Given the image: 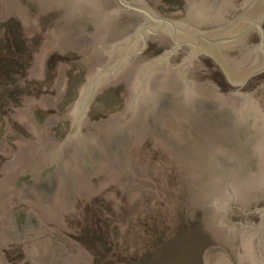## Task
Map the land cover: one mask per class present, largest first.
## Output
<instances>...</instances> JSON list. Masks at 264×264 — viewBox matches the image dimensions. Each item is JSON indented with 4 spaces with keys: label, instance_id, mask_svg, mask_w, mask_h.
<instances>
[{
    "label": "water",
    "instance_id": "1",
    "mask_svg": "<svg viewBox=\"0 0 264 264\" xmlns=\"http://www.w3.org/2000/svg\"><path fill=\"white\" fill-rule=\"evenodd\" d=\"M186 15L171 19L144 0H40L44 12L66 7L61 29L35 54L29 76L38 80L51 54L82 49L91 37L100 45L97 63L86 73L78 97L59 115H37L36 104L57 105L63 98L68 66L55 73L56 96L28 98L22 120L38 141L25 143L0 166V187L16 191L0 219V256L21 233L11 214L16 203L35 205L48 225V235L32 243L17 264H95L85 247H69L50 236L51 226L69 231L63 217L78 198L95 195L118 177L117 151L133 149L153 122L161 124L160 146L176 155L168 124L181 121L192 131L201 174L213 188L203 194L199 214L204 230L229 246L237 264H264V81L239 92L264 71V0H186ZM159 4L160 0H156ZM26 13L20 0H1L0 19ZM256 29L250 48L234 42ZM164 32L174 45L154 58H142L149 34ZM247 44V43H246ZM219 63L237 89L223 93L212 82H192L188 67L199 56ZM255 55V56H254ZM252 61V62H251ZM124 82L125 106L107 118L91 121V100L109 86ZM261 216V217H260ZM204 264H233L224 248L203 253Z\"/></svg>",
    "mask_w": 264,
    "mask_h": 264
},
{
    "label": "rangeland",
    "instance_id": "2",
    "mask_svg": "<svg viewBox=\"0 0 264 264\" xmlns=\"http://www.w3.org/2000/svg\"><path fill=\"white\" fill-rule=\"evenodd\" d=\"M144 1L171 19L183 17L188 10L186 0H160L159 4L156 0ZM20 3L25 19L19 15L0 19V166L25 143L38 141L22 120L25 101L56 96V68L64 63L68 80L62 100L57 107L36 104L33 110L41 116L66 113L78 97L87 71L97 63L100 45L97 37H91L82 49L51 54L45 59L41 77L32 80L29 72L35 54L61 29L67 8L44 12L40 0ZM173 45L167 33L149 34L140 57L154 58ZM186 74L192 82L214 83L223 93L237 89L219 63L206 55L199 56V67H188ZM263 81L264 75L256 77L239 92H250ZM127 98L124 82L109 86L91 100L88 118H107L120 111ZM161 129L159 122H153L137 147L117 151V179L95 195L76 199L72 212L63 217L69 231L53 225L50 236L71 248H87L95 264H204L203 253L212 246L224 248L232 263L237 264V256L229 246L212 238L201 224L199 202L213 185L201 174L192 131L178 120L168 124L171 142L177 149L174 155L160 146ZM15 191L14 184L0 187V219ZM11 214L20 223L21 233L4 247L3 256L8 263L17 264L32 243L48 235V225L32 203L14 204Z\"/></svg>",
    "mask_w": 264,
    "mask_h": 264
},
{
    "label": "flooded vegetation",
    "instance_id": "3",
    "mask_svg": "<svg viewBox=\"0 0 264 264\" xmlns=\"http://www.w3.org/2000/svg\"><path fill=\"white\" fill-rule=\"evenodd\" d=\"M263 28H264V22H263ZM253 35H256L257 36V42L259 43V33H258V31L256 30V29H253V30H251L249 33H247L245 36H243V37H241L240 39H238V40H236V41H234V42H231V43H228V44H226V45H229V44H232V43H235V42H242L247 48L249 47L250 48V50H249V53H248V58H253V47L255 46V45H257L258 43L257 42H255V43H253V41L252 42H249V38H251ZM247 43V44H246ZM255 56V55H254ZM252 62V61H251ZM264 75V71L262 72V73H260V74H257V75H255L254 77H252L249 81H251V80H253V79H255L256 77L257 78H260L261 76H263ZM248 81V82H249ZM247 82V83H248ZM246 85V84H245ZM261 217V216H260ZM263 218H264V216H263Z\"/></svg>",
    "mask_w": 264,
    "mask_h": 264
},
{
    "label": "bare ground",
    "instance_id": "4",
    "mask_svg": "<svg viewBox=\"0 0 264 264\" xmlns=\"http://www.w3.org/2000/svg\"><path fill=\"white\" fill-rule=\"evenodd\" d=\"M50 96V95H49ZM51 97H55V96H51ZM43 105H45V104H43ZM45 106H48V105H45ZM50 106V105H49ZM56 106V105H55ZM55 106H53V107H55ZM57 107V106H56Z\"/></svg>",
    "mask_w": 264,
    "mask_h": 264
}]
</instances>
